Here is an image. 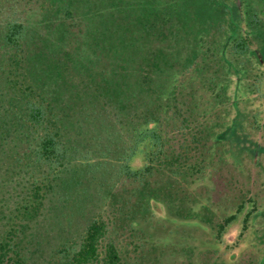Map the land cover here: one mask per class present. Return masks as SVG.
Masks as SVG:
<instances>
[{
    "label": "trees",
    "instance_id": "1",
    "mask_svg": "<svg viewBox=\"0 0 264 264\" xmlns=\"http://www.w3.org/2000/svg\"><path fill=\"white\" fill-rule=\"evenodd\" d=\"M191 2L0 0V264H125L116 235L137 234L138 214L125 187L148 186L154 162L177 183L225 162L211 128L227 91L209 74L206 33L193 34L236 28L237 17L221 12L229 0H205L204 12ZM181 5L188 13L174 12ZM165 23L182 26L167 41ZM243 38L232 37L233 54ZM146 138L150 164L134 170ZM249 200L242 232L257 210ZM243 207L216 225L217 239Z\"/></svg>",
    "mask_w": 264,
    "mask_h": 264
},
{
    "label": "rangeland",
    "instance_id": "2",
    "mask_svg": "<svg viewBox=\"0 0 264 264\" xmlns=\"http://www.w3.org/2000/svg\"><path fill=\"white\" fill-rule=\"evenodd\" d=\"M203 3L205 0H192V12H204ZM254 7L261 11L250 12ZM188 11V5H181L174 12L180 15ZM221 12H233L238 26L211 23L204 28L194 27L193 35L199 37L206 33L203 37L209 46V74L215 73L223 79L227 91V107L222 108L225 113L211 128L212 138L223 148L225 162L217 170L210 169L199 177H181L177 183L167 178L169 171L158 161L153 165L159 170L154 167L145 176L148 186L132 183L125 187L131 195V205L138 202L134 208L138 214L132 221L136 223L132 227H137V234L122 231L116 235L124 242L121 255L125 264H264V68L259 67L264 61V49H261L264 0H229L227 10ZM181 28V23L179 26L165 23L161 26L164 34L160 38L165 37L167 41L165 31L169 34L173 29L175 34ZM239 35H245L248 43L242 55L233 54L230 47L232 37ZM193 42L197 41L193 39ZM184 48L187 54L188 49ZM254 49L260 50L259 60H254L257 56ZM177 72L170 71L167 76L172 80ZM257 78L262 80L259 87L262 97L254 93ZM174 132L170 131V135ZM181 148V154L184 151L191 155L187 147ZM151 150L154 147L146 138L136 148L131 168L139 170L149 165ZM208 155L215 157L212 153ZM117 190L122 193L121 189ZM252 197L257 210L248 217L242 232L243 217L252 206L249 200ZM241 202L244 207L222 231L221 239H217L216 225L235 212ZM76 236L74 233L73 237ZM56 242L57 237L52 244Z\"/></svg>",
    "mask_w": 264,
    "mask_h": 264
},
{
    "label": "flooded vegetation",
    "instance_id": "3",
    "mask_svg": "<svg viewBox=\"0 0 264 264\" xmlns=\"http://www.w3.org/2000/svg\"><path fill=\"white\" fill-rule=\"evenodd\" d=\"M250 10V12H260L261 10H258L257 8H250L249 9ZM242 36H244V41H245V52L244 53H246V49H247V46H248V43H247V41H246V36L245 35H242ZM261 49H264V42H262V46H261ZM253 52H254V55H257V56H255V58H254V60H259L258 59V54L260 55V50L259 49H254L253 50ZM263 52H264V50H263ZM243 53V54H244ZM251 53V50L250 51H248V54H250ZM242 55V54H241ZM264 60V59H263ZM256 63V62H255ZM260 64V65H259ZM258 65H259V67L260 68H264V61H262V63H259ZM257 65V64H256ZM262 65V66H261ZM263 75H264V73H263ZM245 80V79H244ZM256 86V88H257V85H255ZM254 93H255V95L257 94L258 96H260V97H262V94H261V89H255V91H254ZM244 96H242L241 98H243ZM240 99V98H239ZM136 223L135 222H133V225H135ZM135 228H137V227H135ZM140 229V228H139Z\"/></svg>",
    "mask_w": 264,
    "mask_h": 264
}]
</instances>
